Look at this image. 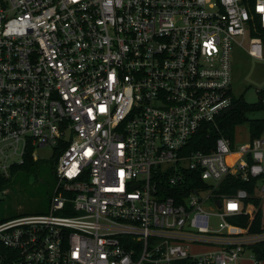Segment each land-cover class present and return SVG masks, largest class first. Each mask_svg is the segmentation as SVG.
I'll list each match as a JSON object with an SVG mask.
<instances>
[{
	"label": "built area",
	"instance_id": "1",
	"mask_svg": "<svg viewBox=\"0 0 264 264\" xmlns=\"http://www.w3.org/2000/svg\"><path fill=\"white\" fill-rule=\"evenodd\" d=\"M246 38L263 58L264 0H0V204L58 158L48 212L0 210V264H264V132L190 149Z\"/></svg>",
	"mask_w": 264,
	"mask_h": 264
},
{
	"label": "rangeland",
	"instance_id": "2",
	"mask_svg": "<svg viewBox=\"0 0 264 264\" xmlns=\"http://www.w3.org/2000/svg\"><path fill=\"white\" fill-rule=\"evenodd\" d=\"M242 41V38H238ZM249 38L243 46L235 43L232 51V92L234 97L243 96L247 102L257 104L260 94L264 91V51L263 58L249 54ZM250 118L264 119L263 107L250 113ZM237 142L249 140L247 124L238 126ZM38 159L30 171H19L7 185L8 193L3 195L0 204L1 217L22 214H37L48 212L51 205L57 177L53 147H37ZM35 160V159H34ZM212 207V206H211ZM215 224V220H213ZM196 249V248H195Z\"/></svg>",
	"mask_w": 264,
	"mask_h": 264
},
{
	"label": "trees",
	"instance_id": "3",
	"mask_svg": "<svg viewBox=\"0 0 264 264\" xmlns=\"http://www.w3.org/2000/svg\"><path fill=\"white\" fill-rule=\"evenodd\" d=\"M264 103V91L260 94V102L257 104H252L246 101V99L241 97H234L233 95V104L232 106L222 113L217 119V126L214 127L210 132L203 128L200 130L192 139L190 143V149L193 150H202L205 152H209L213 150L216 146L217 139L220 136H227L233 143L237 141V128L240 125L247 124L249 127V135L250 138H254L258 135H261L264 132V119H254L250 118L249 115L252 112L258 111L263 107ZM55 161L58 159L55 156ZM37 160H34L33 155L30 153L26 156L25 162L15 165L12 167V171L10 177L5 178L1 181V184L8 185L11 180L16 176V174L21 171H30L32 166L36 164ZM4 181V182H3ZM232 182V183H231ZM228 186V192L233 193L237 189L244 187V184L236 179L235 181H231ZM251 204H256L255 202H251ZM256 230L259 227L255 228ZM174 264H195L192 260H177Z\"/></svg>",
	"mask_w": 264,
	"mask_h": 264
},
{
	"label": "water",
	"instance_id": "4",
	"mask_svg": "<svg viewBox=\"0 0 264 264\" xmlns=\"http://www.w3.org/2000/svg\"><path fill=\"white\" fill-rule=\"evenodd\" d=\"M219 204H221V202L219 201Z\"/></svg>",
	"mask_w": 264,
	"mask_h": 264
}]
</instances>
